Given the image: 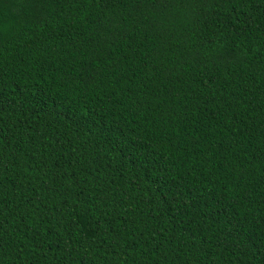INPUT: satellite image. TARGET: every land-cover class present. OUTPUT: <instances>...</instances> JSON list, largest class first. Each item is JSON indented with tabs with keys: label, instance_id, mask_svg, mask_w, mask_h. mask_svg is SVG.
<instances>
[{
	"label": "trees",
	"instance_id": "trees-1",
	"mask_svg": "<svg viewBox=\"0 0 264 264\" xmlns=\"http://www.w3.org/2000/svg\"><path fill=\"white\" fill-rule=\"evenodd\" d=\"M0 264H264V0H0Z\"/></svg>",
	"mask_w": 264,
	"mask_h": 264
}]
</instances>
